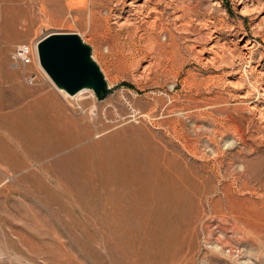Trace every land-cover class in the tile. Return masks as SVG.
<instances>
[{"label":"rangeland","instance_id":"1","mask_svg":"<svg viewBox=\"0 0 264 264\" xmlns=\"http://www.w3.org/2000/svg\"><path fill=\"white\" fill-rule=\"evenodd\" d=\"M144 1L0 0V264H264V0ZM51 33L103 99L11 68Z\"/></svg>","mask_w":264,"mask_h":264},{"label":"water","instance_id":"2","mask_svg":"<svg viewBox=\"0 0 264 264\" xmlns=\"http://www.w3.org/2000/svg\"><path fill=\"white\" fill-rule=\"evenodd\" d=\"M39 63L52 83L72 96L89 89L101 100L109 90L90 47L76 33H51L37 43Z\"/></svg>","mask_w":264,"mask_h":264},{"label":"built area","instance_id":"3","mask_svg":"<svg viewBox=\"0 0 264 264\" xmlns=\"http://www.w3.org/2000/svg\"><path fill=\"white\" fill-rule=\"evenodd\" d=\"M37 43L38 40L29 43H20L16 46L12 54L11 68L19 69L24 74V78L30 83L34 81L35 77L33 78L30 73H27L28 67L31 65L37 67L39 65L36 52Z\"/></svg>","mask_w":264,"mask_h":264},{"label":"bare ground","instance_id":"4","mask_svg":"<svg viewBox=\"0 0 264 264\" xmlns=\"http://www.w3.org/2000/svg\"><path fill=\"white\" fill-rule=\"evenodd\" d=\"M159 2H160V0H154V2H152V1H150V0H145L144 1V3H143V5L141 6V8H144L145 6H147L148 7V12H147V15H151L152 13L154 14V19H156V15H158V14H161L162 12H160L159 10H158V5H159ZM133 3V2H132ZM132 3L131 2H129L128 3V5H132ZM147 7H146V9H147ZM132 8V7H131ZM138 9V8H137ZM142 11V10H141ZM183 12H185V11H183ZM180 17H183V14H182V16H180ZM179 17V18H180ZM158 18V17H157ZM158 20V19H157ZM128 37V36H127ZM115 39V38H114ZM36 49H37V46H36ZM36 52H37V50H36ZM96 57H98L99 59H101V60H103L104 58H103V55L100 53V52H96V55H95ZM37 57H38V52H37ZM39 60V59H38ZM106 60V59H105ZM103 63V62H102ZM40 64V63H39ZM119 64V63H118ZM104 65L106 66V67H108V63L107 62H104ZM112 65V64H111ZM115 65V64H114ZM41 66V65H40ZM113 67V66H112ZM117 67V66H116ZM119 67V66H118ZM117 67V68H118ZM42 68V67H41ZM125 68V67H124ZM19 70V69H18ZM116 70V69H115ZM122 70V69H121ZM108 73V72H107ZM104 74V73H103ZM89 89H82V90H80V91H78L77 93H76V95H79V97L84 93V92H87ZM78 97V96H77Z\"/></svg>","mask_w":264,"mask_h":264}]
</instances>
